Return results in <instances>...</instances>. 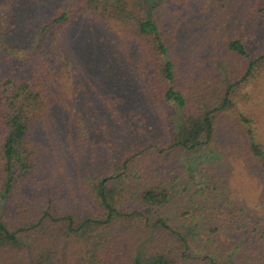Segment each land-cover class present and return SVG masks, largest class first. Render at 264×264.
<instances>
[{
    "label": "rangeland",
    "instance_id": "obj_1",
    "mask_svg": "<svg viewBox=\"0 0 264 264\" xmlns=\"http://www.w3.org/2000/svg\"><path fill=\"white\" fill-rule=\"evenodd\" d=\"M173 1L138 0L145 16L162 18L170 55L183 72L180 81H196L201 90L217 93L233 82L242 65L226 49L228 39L241 38L250 58L264 54V6L259 7L263 0H200L192 7L182 5V12L174 10ZM26 2L0 0V78L37 75L48 82L52 105L33 141L40 162L52 164L74 183L99 177L105 181L122 152L147 149L123 175L128 192L162 181L171 196L161 213L191 235L194 254L210 250L213 257L227 260L238 252L229 251L231 244L241 246L245 240L228 231L219 232L220 241L208 250L205 237L212 219L210 198L237 201L242 213L264 212V156L250 155L243 125L230 111L219 114L213 135L197 151L165 150L158 155L149 145L170 138L178 110L174 104L153 103L139 90L144 77L127 43L104 24L87 19L45 30L42 23L54 1L37 0L32 6ZM236 94L235 109L250 118L254 140L264 147V72ZM144 155L149 160L141 164ZM147 166L154 173H146Z\"/></svg>",
    "mask_w": 264,
    "mask_h": 264
},
{
    "label": "trees",
    "instance_id": "obj_2",
    "mask_svg": "<svg viewBox=\"0 0 264 264\" xmlns=\"http://www.w3.org/2000/svg\"><path fill=\"white\" fill-rule=\"evenodd\" d=\"M53 1L43 29L73 19L104 24L135 55L134 66L144 77L139 90L153 103L176 106L178 123L170 138L149 145L158 155L165 150L197 151L213 135L217 115L230 111L247 132L250 155L264 156V147L248 125L250 118L236 110L233 101L237 90L263 74L264 54L250 58L241 38L226 40V49L241 61L242 70L234 73L233 82L222 85L220 93L203 91L196 81L190 85L180 81L183 72L170 55L162 18L145 16L138 0ZM199 1L174 0L173 8L182 12V5L192 7ZM263 6L264 0L259 7ZM180 50L184 52L183 47ZM0 80V264H264L263 210L262 215L254 210L242 213L237 201L210 198L206 249L220 241L223 230L245 240L241 246L231 244L229 251H239L225 260L213 257L210 250L203 256L194 254L191 235L163 216L171 191L162 181L135 194L128 192L123 175L147 149L122 152L105 181L99 177L74 183L52 164H42L33 141L52 105L48 82L37 75L17 79L5 75ZM144 156L141 164L149 160ZM143 170L154 173L148 166Z\"/></svg>",
    "mask_w": 264,
    "mask_h": 264
}]
</instances>
